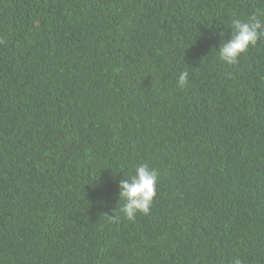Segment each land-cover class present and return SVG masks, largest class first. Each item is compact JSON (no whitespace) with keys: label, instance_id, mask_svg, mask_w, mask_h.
I'll return each mask as SVG.
<instances>
[{"label":"trees","instance_id":"obj_1","mask_svg":"<svg viewBox=\"0 0 264 264\" xmlns=\"http://www.w3.org/2000/svg\"><path fill=\"white\" fill-rule=\"evenodd\" d=\"M257 9L0 0V264H264V37L218 58ZM142 163L158 194L129 221Z\"/></svg>","mask_w":264,"mask_h":264},{"label":"clouds","instance_id":"obj_2","mask_svg":"<svg viewBox=\"0 0 264 264\" xmlns=\"http://www.w3.org/2000/svg\"><path fill=\"white\" fill-rule=\"evenodd\" d=\"M231 37L223 40L218 49V58L227 65L235 66L239 63L242 54L251 47L257 45L264 37V9H257L246 19H233L230 24ZM0 43L3 40L0 39ZM189 82V72L181 71L178 76V86L184 88ZM159 182L158 170L150 167L147 163L136 166L135 173L127 179H122L119 184V201L123 204L118 212L124 214V218L134 221L137 214L148 215L158 194L157 185ZM101 203H104L101 201ZM117 208L114 214L110 215L114 221L119 220ZM233 264H243L237 257Z\"/></svg>","mask_w":264,"mask_h":264}]
</instances>
